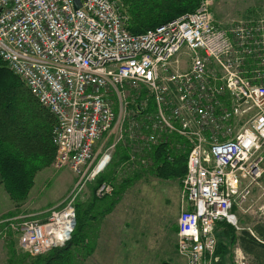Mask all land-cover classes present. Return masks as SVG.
<instances>
[{"label":"built area","instance_id":"obj_1","mask_svg":"<svg viewBox=\"0 0 264 264\" xmlns=\"http://www.w3.org/2000/svg\"><path fill=\"white\" fill-rule=\"evenodd\" d=\"M212 2L134 35L120 0H0V58L55 118L53 166L72 170L81 189L119 144L132 170L148 167L155 147L184 141L177 252L187 264L220 263L217 224L237 223L233 209L264 176V24L231 37ZM113 191L106 182L97 196ZM75 195L45 221H5L24 252L71 240Z\"/></svg>","mask_w":264,"mask_h":264},{"label":"trees","instance_id":"obj_2","mask_svg":"<svg viewBox=\"0 0 264 264\" xmlns=\"http://www.w3.org/2000/svg\"><path fill=\"white\" fill-rule=\"evenodd\" d=\"M202 1L121 0V3L128 15V30L138 35L182 15L195 12ZM55 124V118L0 58V179L15 203H24L29 198L37 173L50 167L55 160L56 146L53 144ZM183 144V140H177L173 146L163 144L155 147L148 156L152 161L148 167L150 173L163 180L184 179L189 151L183 152L177 147ZM122 149L127 160L128 151L124 147L119 146L117 151L120 152ZM140 176L137 175L136 178ZM113 181L115 178L112 176L100 174L97 178V187ZM133 181L134 179L130 177L124 179L121 189H126ZM117 190L118 188L115 189V194ZM103 198L98 200H104ZM80 205V203L76 205L77 226L71 240L64 247L52 249L45 255L35 257L31 264H83L93 255L94 245L85 229L98 201H93L85 210ZM114 205L115 203L111 204L105 214L110 213ZM13 216L15 214L10 213L7 218ZM221 228L224 229L223 234L232 246L239 245L245 253L256 260L257 264H264V224L256 225L253 228L254 234L248 229L238 232L227 221L217 224V232ZM10 247L14 248V242H10ZM226 253L228 246L218 239L217 255L224 257ZM15 257L9 259V264L14 263Z\"/></svg>","mask_w":264,"mask_h":264},{"label":"rangeland","instance_id":"obj_3","mask_svg":"<svg viewBox=\"0 0 264 264\" xmlns=\"http://www.w3.org/2000/svg\"><path fill=\"white\" fill-rule=\"evenodd\" d=\"M211 8L217 24H219L221 28L227 30L231 37L232 32L237 26H242L246 23L255 25L256 22L264 24V0H213ZM123 9L125 10V8ZM125 14L128 17L126 11ZM250 65L255 67L256 63L250 61ZM246 68L248 69L247 66ZM239 70L242 71L244 69L240 67ZM112 144L113 141L111 140L107 143L108 146ZM117 146V148H119L120 144ZM117 153L118 152L115 151L112 154V162L108 168L101 173L113 177L114 172L119 170V180L116 182V187L118 188L117 194H115V186L113 185L114 191L112 194L103 198L104 200L100 203L101 208L105 209L106 212L110 205L115 203L110 213L114 212L119 204L120 209H126L128 219L126 228L130 231L133 229L134 240L139 235L141 252L144 253V250H146L151 257L156 259L155 264H168V261H171L176 253V219L178 214H180L183 179L181 181L159 179L150 173L148 167L140 172V174L136 168L132 170L122 169V160L119 162L120 155ZM53 162L50 167L42 169L40 173L38 172L37 187L32 197L34 196V198L38 200V203H40V201L57 203V201H60L63 197L68 195L59 203L61 205L69 196L74 197L75 193H77V195H75V208L77 203H80L81 208L85 210L86 206L82 204H85L83 202L87 201L82 197L90 183L92 184V188H95L94 190L97 196V178L100 175L96 177L95 180L86 182L81 189L80 186H78V176L72 170H57L53 166ZM137 175L141 176L136 178ZM129 177L134 179L133 183L126 189H121V181ZM1 185L2 183L0 182V264H9V259H13L14 256L16 257L13 264H31L35 257L24 252L19 245L18 236L11 232V230H8V228L3 227L4 218L7 219L10 213H14L16 216L21 214L22 210L19 208L23 206L25 202L21 204L15 203L6 192L4 186ZM14 203L16 205H13ZM236 209L238 211H234L233 213L238 217V221L236 224H232V226H234L238 232L243 228L253 230L256 225L264 224V176L260 180L259 185L253 189L248 202L244 206V210L239 208ZM93 213L94 212H92V214ZM133 215H135L134 220L129 218ZM103 216L102 214V217ZM122 217L121 219L123 220ZM100 220H102V218ZM87 222L90 223L91 218H89ZM223 231L224 229L222 228L219 230L218 239L219 242L223 241L224 244L228 246V253L224 254V257L218 256L220 259L219 264H257L256 260L252 256L246 254L240 247L237 245L232 246L230 241L223 234ZM85 232L90 235L89 240L93 243L95 252L99 229H94V231L89 233L86 228ZM11 241L14 242V248L12 249L10 247ZM155 242L157 249L155 245H153ZM141 257L142 255H138L137 260H134L132 264H149L147 261L140 262L139 259ZM97 261L99 260L92 255L89 256L83 264H101Z\"/></svg>","mask_w":264,"mask_h":264},{"label":"crops","instance_id":"obj_4","mask_svg":"<svg viewBox=\"0 0 264 264\" xmlns=\"http://www.w3.org/2000/svg\"><path fill=\"white\" fill-rule=\"evenodd\" d=\"M99 146H100V143H99ZM97 150H98V147H97ZM117 152H118L117 154L120 155L119 162L122 160L121 162V165H122L125 162L124 160H126L125 152L123 149L120 152L119 151ZM149 159L151 160V158ZM145 168H141L137 170L138 172H142ZM39 173L36 176L35 185L30 192L29 198L25 201V204L19 208L22 210V213L17 216L15 215L13 217L7 218L5 219V221L8 219L17 218V217H25V218L36 219L38 221H45L48 218L49 210H51L54 206L62 202L68 196L67 195L63 197L60 201H57V203L43 202V201H40V203H38V200L34 198V196L32 197V194L34 190H36L37 179L39 177ZM112 178H115V181H113L112 183L111 182H108V183L114 185L115 189H117L116 182H118L119 180V170H116L114 172ZM0 182H1V179H0ZM91 185H92L91 183L88 184L85 194L82 197L83 199H85V201H87V202H83L85 203L84 206H87V208L89 205L92 204V201H98V204H100L103 201V200H98L100 198L96 196L95 190H94L95 188L93 189ZM179 203H180V196H179ZM13 205H16V204L14 203ZM119 206L116 207L114 212L108 213V214H105V209L101 208V204L95 207L96 209L94 208L95 211L94 209L92 210V212L94 213L92 214L91 212V216H90L91 222L88 223L87 230L90 233L91 231H94V229H97V228L99 229L98 240L96 243L97 245H96V249L93 254V257H96L99 260L97 262L101 264H132L134 260H137L138 255H142V257L139 259L140 262L147 261L149 264H155L156 259L151 257L148 254V252H146V250H144L145 251L144 253L141 252L139 235L134 240L133 239V229H131L130 231L126 228V226L128 225L126 209L122 210L119 208ZM234 211L235 212L238 211L236 207L233 209V212ZM102 214L104 215L103 217H102ZM124 214L126 215V218ZM121 217L123 218V220L121 219ZM134 217L135 215L130 216L129 218L134 220ZM101 218L102 220H100ZM178 218H179V214L176 219V225L178 222ZM5 221H4L3 227H6L8 228V230H11L10 225ZM243 229H246V228H243ZM177 230H178V226L176 228V242H175L176 253L173 256V259L171 261L170 260L168 261V264H187L186 260L180 257L177 252ZM248 230L252 234H254L252 229H248ZM217 233L219 234V230ZM153 245H155V248H156V242ZM237 246L240 247L239 245Z\"/></svg>","mask_w":264,"mask_h":264},{"label":"water","instance_id":"obj_5","mask_svg":"<svg viewBox=\"0 0 264 264\" xmlns=\"http://www.w3.org/2000/svg\"><path fill=\"white\" fill-rule=\"evenodd\" d=\"M76 3H77V1H76ZM78 5L77 6H79V3H77Z\"/></svg>","mask_w":264,"mask_h":264},{"label":"bare ground","instance_id":"obj_6","mask_svg":"<svg viewBox=\"0 0 264 264\" xmlns=\"http://www.w3.org/2000/svg\"><path fill=\"white\" fill-rule=\"evenodd\" d=\"M107 168H108V167H107ZM107 168H106V169H107ZM76 215H77V213H76Z\"/></svg>","mask_w":264,"mask_h":264}]
</instances>
